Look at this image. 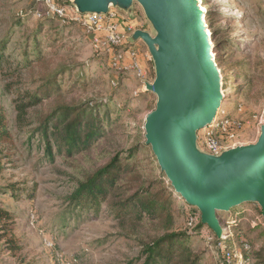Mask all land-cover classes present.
I'll use <instances>...</instances> for the list:
<instances>
[{"label":"rangeland","instance_id":"1","mask_svg":"<svg viewBox=\"0 0 264 264\" xmlns=\"http://www.w3.org/2000/svg\"><path fill=\"white\" fill-rule=\"evenodd\" d=\"M71 1L58 0L68 8ZM197 1L221 78L223 98L217 121L239 124L234 139L219 130L215 137L225 150L254 144L264 119V0ZM35 8L30 0H0V42L5 41L4 57L10 62V67L0 69V115L13 120L14 99L37 87L32 79L43 71L35 60L43 55L47 67H71L61 84L68 103H107L100 113L108 135L78 156L48 160L39 137L28 142L26 132L11 128L12 139L0 143V206L13 217L11 222L0 221V228L6 223L10 227L6 238L0 239V264H142L144 244L163 233L188 232L194 233L188 245L197 264H264V218L253 203L217 214L220 238L206 225L199 227V211L173 189L175 205L166 224L136 219L137 212L117 218L119 202L126 196L113 198V211L104 203L84 208L70 203L74 181L103 165L108 156L132 147L139 145L137 162L144 169L161 172L144 137L145 118L156 104V96L145 88L154 80L153 64L149 62L144 80L115 69L107 54L92 49L78 25L69 24L55 39L51 26L40 21L46 19L44 10L40 9L39 18L33 15ZM134 17L137 25L149 30L137 4ZM25 51L32 64L23 69L18 65L24 63ZM78 79L80 86L72 87ZM203 133L196 134L199 149L204 148ZM10 187L21 190L17 199L11 197ZM129 209L131 214L134 205ZM191 218L194 224L189 226ZM10 239L17 245L13 251L8 250Z\"/></svg>","mask_w":264,"mask_h":264},{"label":"water","instance_id":"2","mask_svg":"<svg viewBox=\"0 0 264 264\" xmlns=\"http://www.w3.org/2000/svg\"><path fill=\"white\" fill-rule=\"evenodd\" d=\"M140 6L147 29H137L150 55L154 80L146 91L156 104L145 118V145L174 192L200 213L201 224L217 238V213L243 204L259 206L264 218V119L254 144L208 154L197 132L210 125L221 106V78L197 0H72L79 14L106 15L110 8L134 18Z\"/></svg>","mask_w":264,"mask_h":264},{"label":"trees","instance_id":"3","mask_svg":"<svg viewBox=\"0 0 264 264\" xmlns=\"http://www.w3.org/2000/svg\"><path fill=\"white\" fill-rule=\"evenodd\" d=\"M40 21L45 26H51V31L56 36L55 39H59L63 30L69 27V24L63 25L54 18L40 19ZM57 26H59V30L56 28ZM4 50L5 41H1L0 69L4 65L10 67L8 58L4 57ZM23 54L26 59L18 66L24 69L32 63L28 59L27 51ZM54 54L57 55L56 52ZM42 56L36 57L35 60L43 71L32 79V82L38 84L37 87L33 91L19 93L14 99L15 116L13 120L7 121L4 116L0 115V143L6 140L9 142L12 139L11 128H14L19 132H26L29 138L28 142L34 137H39L40 146L44 145L45 157L48 160H54L55 157L69 159L93 148L92 146L97 140L99 142L106 138L108 135V133H104L106 119L101 117L100 108L106 106L107 103L99 104L93 101L80 105L68 103L64 98L65 93L61 84L63 76L70 72L71 67L63 65L47 67L43 65L44 58ZM214 62L217 63L215 58ZM75 82L72 87L81 81L78 79ZM138 146L120 154L108 156L103 165L95 168L83 179L74 181L76 186L69 197L70 203L75 207L82 208L88 205L99 207L104 203L109 210L113 211L115 208L113 198L126 196L123 201L119 202L121 205L119 212L115 215L117 218L133 216L137 212L136 219L162 220L165 224L169 223L171 209L175 205L171 192L173 188L169 182L165 181L164 173L154 174L137 162L139 158ZM2 169L3 166L0 165V172ZM18 190L20 189L17 187H10L11 197L17 199L21 193V190L19 192ZM132 204L134 210L129 214V207ZM236 208L231 210L234 211ZM12 219L11 213L0 206V221L11 222ZM6 224L0 228V231L3 232L0 239L6 238L5 234L10 228ZM203 226L199 223V227ZM192 235L194 233L191 232L163 233V235L155 237L150 243L143 245L142 264H197V257L193 258L188 245ZM14 242L12 239L7 241L8 250H15L17 245H14ZM220 242L217 239L218 245Z\"/></svg>","mask_w":264,"mask_h":264},{"label":"built area","instance_id":"4","mask_svg":"<svg viewBox=\"0 0 264 264\" xmlns=\"http://www.w3.org/2000/svg\"><path fill=\"white\" fill-rule=\"evenodd\" d=\"M30 1L37 7L33 12L34 16L40 18L44 13L46 18H54L61 24L78 25L87 34L92 49L97 53H105L109 56L110 65L113 68L126 70L138 79H145L146 70L139 63L138 51L131 46L128 40L135 30L145 29L142 25L135 23V17L130 19L127 14L113 8H110L106 15L79 14L74 8H68L58 0ZM40 9L44 12L41 13ZM201 21L204 23L202 19ZM211 56L213 57L212 53ZM238 128V123H231L228 120L217 121V117H215L210 125L202 129L204 133L201 139L204 148L201 150L211 155H218L225 148L216 139L215 133L219 130L224 132L228 139H234L235 131ZM193 224L192 218L189 219V226ZM47 245L50 246V243ZM229 256L230 252H227L225 257L228 261Z\"/></svg>","mask_w":264,"mask_h":264},{"label":"crops","instance_id":"5","mask_svg":"<svg viewBox=\"0 0 264 264\" xmlns=\"http://www.w3.org/2000/svg\"><path fill=\"white\" fill-rule=\"evenodd\" d=\"M69 8L72 9L73 7L71 6ZM131 44H132L131 46L138 51V60H139L141 67L144 70H147L149 62H152V61H151V58H150V55L148 53L146 46L140 40L136 41L135 43H131Z\"/></svg>","mask_w":264,"mask_h":264},{"label":"bare ground","instance_id":"6","mask_svg":"<svg viewBox=\"0 0 264 264\" xmlns=\"http://www.w3.org/2000/svg\"><path fill=\"white\" fill-rule=\"evenodd\" d=\"M203 11V10H202ZM213 55V54H212Z\"/></svg>","mask_w":264,"mask_h":264}]
</instances>
